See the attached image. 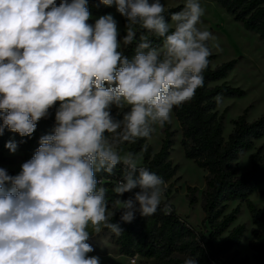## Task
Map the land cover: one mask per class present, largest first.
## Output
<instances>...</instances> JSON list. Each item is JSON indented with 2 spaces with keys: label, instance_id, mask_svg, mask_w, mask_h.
Segmentation results:
<instances>
[{
  "label": "clouds",
  "instance_id": "clouds-1",
  "mask_svg": "<svg viewBox=\"0 0 264 264\" xmlns=\"http://www.w3.org/2000/svg\"><path fill=\"white\" fill-rule=\"evenodd\" d=\"M100 3L125 18L123 36L112 14L89 23L88 0H0V135L7 129L31 137L55 108L53 132L39 138L19 173L0 167V264H101L89 255V229L119 235L117 212L131 223L162 203L163 213H172L166 182L122 146L150 139L174 107L195 97L215 38L199 26L200 0H185L171 24L161 0ZM138 29L145 31L129 57L123 48ZM150 36L162 45L154 47ZM5 147L15 153L17 144ZM118 165L123 175L110 211L98 174L111 176ZM125 193L132 195L121 199ZM184 264H199L198 256Z\"/></svg>",
  "mask_w": 264,
  "mask_h": 264
},
{
  "label": "trees",
  "instance_id": "trees-1",
  "mask_svg": "<svg viewBox=\"0 0 264 264\" xmlns=\"http://www.w3.org/2000/svg\"><path fill=\"white\" fill-rule=\"evenodd\" d=\"M226 12L242 28L257 36L264 45V0H209ZM91 17H100L108 9L100 0H88ZM183 6L166 9L165 19L171 22L172 14L180 12ZM89 23H94L89 21ZM121 32V36L125 34ZM143 29L137 30V40L123 48L129 57L135 54L136 44ZM154 47L163 43L162 38L149 37ZM215 57H209V65L204 72V85L196 91L195 97L179 107L173 108V116L180 127V147L186 160L206 172L205 190L202 192V210L205 214V233L197 232L186 221L182 220L172 206V213L165 215L163 203L151 216L136 214L131 223L120 220L117 212L113 223H119L123 231L117 235L110 229L103 228L102 233L113 239L118 254L129 259L137 257L139 264H184L188 256H198L199 264H246L237 260V251L246 232L244 225L230 229L235 221L238 209L226 213L229 203L244 204L249 214L253 238L252 251L254 264H264V189L259 192L263 206L256 207L250 200L258 187L264 184V152L260 147L250 155V169L239 172V159L254 148V143L264 138V113L252 122L246 120L247 110L232 122L233 129L225 140L223 137L224 113L218 108L224 99H239L245 96L244 91L233 88L225 82L235 62H228L215 68L210 63ZM221 97L217 103L216 97ZM2 123V121H0ZM55 125V108L47 118L41 119L31 137H21L18 133L4 130L0 135V165H14L15 160L6 154H20L25 162L34 155L39 147V138L51 134ZM164 139L158 153L152 155L150 147L143 151L145 139L138 140L129 146L128 151L142 154V166L156 173L167 183L178 171L169 159L175 143V131L166 123L162 131ZM13 141L17 144L15 153H11L5 144ZM9 175H13L10 173ZM122 167L118 165L114 174L99 173L98 179L104 180L109 189L107 200L109 210L115 211L114 202L118 199L112 192L115 183L122 178ZM190 193L189 206L197 199L194 189ZM132 193H125L121 199H127ZM166 202V201H165ZM167 203V202H166Z\"/></svg>",
  "mask_w": 264,
  "mask_h": 264
},
{
  "label": "rangeland",
  "instance_id": "rangeland-1",
  "mask_svg": "<svg viewBox=\"0 0 264 264\" xmlns=\"http://www.w3.org/2000/svg\"><path fill=\"white\" fill-rule=\"evenodd\" d=\"M185 0H161L165 9L184 6ZM201 6L205 10L204 16L201 17L202 29H207L214 36V40L209 41V47L212 50V55L215 57L211 63V68L220 66L228 62H235L233 69L229 72L225 82L233 88H238L244 91L245 96L239 99H224L218 108V112L224 113L223 120V137L226 140L231 133L233 126L232 122L243 114L245 110L246 120L252 122L259 118L264 113V45L259 41L257 36L244 30L242 26L235 22L224 10L209 0H200ZM107 14H112L118 21L120 32L124 31L125 18L120 16L115 7H108ZM99 17H91L90 21L95 22ZM171 24V22H170ZM115 113V110H114ZM171 131H175L174 146L170 152L169 159L173 165L178 166L176 175L167 182V190L164 196L166 201L172 205L176 214L199 233H205L208 230V225L203 224L205 214L202 210V192L205 190L206 172L197 168L193 162L186 160L180 147L181 132L179 124L171 115V120L168 122ZM163 128L156 127L150 139H147L145 144L150 147L152 155L159 152L164 135ZM124 151H128L129 146H122ZM262 148L264 152V138L254 143V148L244 154L238 161L239 172L244 173L250 169L249 157L255 152V149ZM141 165H142V154ZM7 157H12L15 160L14 165H0L5 168L8 174L16 175L20 171V166L24 161L20 154H6ZM194 189V197L197 202L193 206H189L190 193L188 189ZM264 189V184L257 188L251 195L252 203L261 208L263 206L259 192ZM238 209L235 221L231 224L230 229L237 225H244L246 232L241 241V245L236 248L237 260L246 264H254L251 232L253 226L244 204L233 202L228 204L226 213L234 209ZM91 237L88 241L94 250L98 245L110 246L113 245V239L102 232H91ZM97 234V235H96ZM96 235V236H95ZM89 255H97L101 258V264H130L125 257L103 256L96 253ZM140 259H136V264H139ZM147 264H151L148 262Z\"/></svg>",
  "mask_w": 264,
  "mask_h": 264
},
{
  "label": "crops",
  "instance_id": "crops-1",
  "mask_svg": "<svg viewBox=\"0 0 264 264\" xmlns=\"http://www.w3.org/2000/svg\"><path fill=\"white\" fill-rule=\"evenodd\" d=\"M92 253H96L98 255H103V256L107 255V256H113V257H124V256H121L118 254V251H117V248L115 245H110V246L109 245L108 246L98 245L96 247V250H94V252H92ZM125 258H127V257H125ZM127 259L129 260V262L131 261V259H129V258H127Z\"/></svg>",
  "mask_w": 264,
  "mask_h": 264
},
{
  "label": "built area",
  "instance_id": "built-area-1",
  "mask_svg": "<svg viewBox=\"0 0 264 264\" xmlns=\"http://www.w3.org/2000/svg\"><path fill=\"white\" fill-rule=\"evenodd\" d=\"M135 259H137V257H134Z\"/></svg>",
  "mask_w": 264,
  "mask_h": 264
}]
</instances>
